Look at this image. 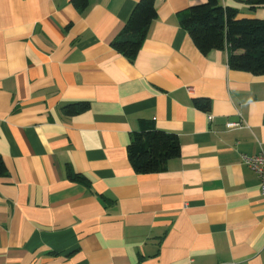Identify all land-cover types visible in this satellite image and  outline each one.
Returning a JSON list of instances; mask_svg holds the SVG:
<instances>
[{"label":"crops","instance_id":"crops-1","mask_svg":"<svg viewBox=\"0 0 264 264\" xmlns=\"http://www.w3.org/2000/svg\"><path fill=\"white\" fill-rule=\"evenodd\" d=\"M88 1L0 0V264H264V196L240 157L264 149V74L197 48L179 18L206 0H155L132 60L111 42L137 0ZM141 119L179 138L163 172L128 160Z\"/></svg>","mask_w":264,"mask_h":264},{"label":"trees","instance_id":"trees-1","mask_svg":"<svg viewBox=\"0 0 264 264\" xmlns=\"http://www.w3.org/2000/svg\"><path fill=\"white\" fill-rule=\"evenodd\" d=\"M251 8L264 6V0H244ZM79 11L87 8L88 0H71ZM157 16L155 0H137L122 29L112 40L117 52L132 60L141 48L151 21ZM179 23L191 36L202 53L228 48V66L233 70L255 75L264 74V18L239 17L232 7H223L219 0H206L181 12ZM194 105L203 111L210 107L208 99H194ZM89 109V103L79 101L62 106L65 116H73ZM180 154V141L175 133L157 129L151 121L141 119L139 128L130 135L127 145L128 160L135 173H159L168 162ZM67 177L90 187L82 174L65 169ZM8 174L0 155V177Z\"/></svg>","mask_w":264,"mask_h":264},{"label":"built area","instance_id":"built-area-1","mask_svg":"<svg viewBox=\"0 0 264 264\" xmlns=\"http://www.w3.org/2000/svg\"><path fill=\"white\" fill-rule=\"evenodd\" d=\"M211 119V117H209ZM243 121H231L226 123V127L239 128L243 127ZM241 162L255 172L260 180V192L264 196V149L260 148L255 154L241 153Z\"/></svg>","mask_w":264,"mask_h":264}]
</instances>
